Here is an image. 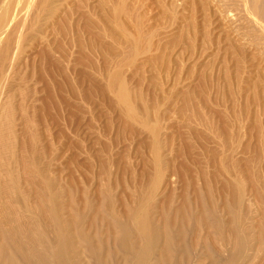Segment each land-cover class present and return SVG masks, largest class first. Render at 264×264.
Here are the masks:
<instances>
[{
	"label": "bare ground",
	"instance_id": "6f19581e",
	"mask_svg": "<svg viewBox=\"0 0 264 264\" xmlns=\"http://www.w3.org/2000/svg\"><path fill=\"white\" fill-rule=\"evenodd\" d=\"M89 1L0 0V264H257L264 253V208L260 206L264 203V176L259 167L254 170L259 163L252 168V162L247 157L251 147L244 142L255 138L264 147V124L260 120L261 125L255 115L257 120L254 119V122L258 121L255 122L256 137L246 131L248 128L244 130L245 123L241 121L244 116L240 119L238 113L243 107L239 106L240 98L236 99L239 88L232 99L240 103L234 100L232 109L228 107L229 114H218L217 122L213 119L214 113L212 117L208 116V112L207 115L201 113V105L199 110H190L191 114L186 116L190 134L186 132L192 145L189 143L186 148L183 146L185 149L175 151L174 141L168 135L163 136L166 130L163 129V134L159 125L160 117H163H159L158 105L154 103L155 108L151 107L153 110L150 111L146 100L143 101L141 87L133 90L130 81L128 84L126 78H122L121 65L124 66L128 60L122 62L125 59L120 50H125L124 44L130 45L129 41L141 45L144 40L140 39L142 33L128 39V42H121L120 34L116 35L121 31L117 33L119 29H116L113 20L119 17V10L123 7L121 3L124 2L101 0L98 6H91ZM234 1H237L245 23L253 28L257 37H254L255 42L264 41V0ZM99 11L104 15L98 14ZM51 21L53 27L51 23L48 25ZM47 25L48 29L51 27L50 31L47 33L45 29L46 33H40L37 48L32 45L34 49H31H38L34 58L40 62L43 87L38 96L44 94L43 99L32 101L31 107L24 100L28 94L24 98L20 93L12 92L14 88L12 91L9 89L14 79L11 74L16 71L14 68L23 53L22 44L29 38L34 39ZM113 26H116V32L111 38ZM118 26L121 28V25ZM109 27L112 28L110 38L116 42L112 43L124 47L114 46L113 49L110 45V48L104 46L103 39L106 32L109 34ZM107 34L106 37H109ZM75 47L79 50L76 51L78 59L73 52ZM137 49H134L135 52ZM93 55L103 59L105 66L101 67L99 59H94ZM74 58L77 59L76 64ZM238 61L239 66H243V62ZM77 62L86 70L78 79L74 77ZM18 65L19 68L22 64ZM88 69L102 78L101 81H107L104 88L90 83L91 87L84 89L89 80ZM261 70L264 71L263 68ZM260 84L254 86L264 91V85ZM237 85L240 87L241 83ZM15 86L20 87L19 84ZM235 89H232V95ZM16 96L20 100L22 98L21 103L16 102ZM94 99L101 102L109 113L118 114L119 121L125 123L122 126L132 138L139 134L136 125L141 127L142 131L138 129L141 133L147 135L139 145L144 156L141 169L138 171L133 164L122 165L124 178H117L120 181L116 184L112 177L115 173L113 169L120 164L114 159L113 139H109L113 122L102 126L101 131H94L98 137L93 139V145L88 146L87 138L83 137L85 126L89 130L95 129V123L104 117L101 113L98 118L87 110L89 107L84 108ZM138 99L143 101L140 103L142 110L136 103ZM90 117L91 120L88 119ZM52 127L58 135L52 132ZM119 137L120 134L118 140ZM50 138L54 142L52 145L48 142ZM185 141L182 142L185 144ZM170 146L173 158L165 154ZM60 150H64L61 152L62 159L63 156L68 157L72 162L68 165L89 172L86 174L88 177H94L100 171V177L104 178L100 188L93 183L97 189L93 190L99 191L97 199L92 195V199L89 197L90 188L89 192L87 189L85 192L81 186L83 190L80 192L81 187L76 184L75 174L72 175L74 172L67 168L68 165L67 176L58 170L52 157ZM237 155L243 159H238ZM80 160H84L85 164ZM81 172H77L78 179L83 181L87 176L80 178ZM128 175L131 177L127 178ZM86 181L91 187L89 178ZM78 183L81 184L80 181ZM119 188L123 190L121 196L117 194ZM92 193L95 194L94 191ZM93 199L97 202L93 203ZM251 213H258L256 223H253ZM219 252L222 255H218ZM261 259L264 261V258Z\"/></svg>",
	"mask_w": 264,
	"mask_h": 264
},
{
	"label": "rangeland",
	"instance_id": "374dc122",
	"mask_svg": "<svg viewBox=\"0 0 264 264\" xmlns=\"http://www.w3.org/2000/svg\"><path fill=\"white\" fill-rule=\"evenodd\" d=\"M99 1H101V0H90L89 2H90V4H92L91 6H95V5L98 6ZM121 2H124V3H121V4H123V7L121 8L122 10H119L120 11V13H119L120 18L118 17L119 19L117 18L116 21L113 20L117 27L116 26L112 27L113 28V30H111L112 36L110 33L111 27H109V30L107 29L109 31L108 32L109 34H107V32H106V34H107V36L109 35V37H106V34H105V36H104L105 38L103 39V41H104L103 44H105L104 45L105 47L107 45L108 46L110 45L111 48H113V49H115L116 46H118L117 48H119L121 46L122 47L125 46L126 49L125 48L124 49L126 51L123 50V48L120 50V53L121 52H123V54L127 53L124 55L122 54V57L124 56V59H125L124 61L122 60V62L124 63L128 60L124 64V66L121 65V72L124 75V76L122 75V78L125 77L127 80L126 82L128 84L130 81L129 85L133 86V87L130 86L131 88H133V90L135 87H136L135 89H138L139 86L141 87V89H140V87H139V89L141 92L143 91L141 93L142 96H144L143 101H145V100L148 101V102L145 101V103L147 104V106H149L148 108L150 109V111L153 110V109H151V107L155 108L154 103H155V106L158 105L157 106L159 109V110L157 109L158 114L159 113L161 114V115L159 114V117L162 116L164 119L163 120L160 117L161 121L159 120L160 121L159 125L162 128V132L164 130H166V132L164 131L166 133V135H163V136L165 137L168 135L167 137H169L170 139H172V141H174V147L173 148L175 149V151L182 150L181 148H184L185 145L187 147V145H189V143L192 145V143H191L192 141H189L191 139L189 137V134H190L189 128H187L189 126L187 123L188 117H186V116H189L188 114H191L190 110H193V108L196 110H199L198 108L200 105H201L200 110H202V112L201 111L200 112L204 113V114H206V112H208V116L211 115L212 113H214L213 119L217 122L219 120L218 117L220 116L218 114H221L224 112L229 114L228 111H230L229 109H232L231 107H233L234 100H236V99L239 100V98H240L239 101L241 103L238 102V100H236L237 101L236 103H238V104L240 103L239 106L243 107V109H241V111L238 113L240 115V119L244 116L242 118L243 120H241L242 123L243 122L245 123L244 124V130L246 128H248V129H246V131L248 130L249 132L253 133L254 136L257 135L258 131L254 132V131H256L255 127L257 126V123H255V122L259 121V123H260V120H261V123L264 124V109H262L260 107L264 103V91L261 90L262 88L260 87V86L264 85V82H263L264 81V78H263L264 77L263 76L264 71L261 70L262 68L264 69V48H263L264 45H262V44H264V41L261 40V42H258V40H257L258 43L255 42V40H256L255 38H257V37H255V32L253 33V28H249L251 26L247 25L248 22L245 23L246 22L244 20L245 17L243 18V16H241V15H243V13H241L240 8L237 7V1H234V0H124L123 1V0H121ZM226 4H228V5H226ZM229 5L231 7H229ZM110 8L111 7H109V9ZM101 13H102V15H104L103 12H101ZM101 13L99 11L98 14L101 15ZM113 21H112V24L114 25ZM118 22H121V24L120 23L118 24ZM50 23H51V25H50ZM109 24H111V23H109ZM112 24L110 26H112ZM48 25L52 26L53 25L52 21L49 22ZM48 25H47V27L43 26V28H44L43 31L39 32L38 35L36 34L37 36L35 35L34 39L29 38L28 41L25 42L28 44V42L30 40L28 45L25 43L22 44L21 49L23 50V53L21 55V58H22L23 62L21 61V58H20L19 63H17L19 65L22 64L21 66L18 65L19 68L20 67L21 68L19 69L17 67V64H16V66H15L16 68H14V70H16V71L18 70L17 72H19V73H16V71H15L11 74V76H13L15 80L12 78L13 82L11 81L9 89H11V91H12L14 88V90L12 92H15L17 94L20 93L21 97H24V98L27 97L26 94H28V98H26V99L23 98V99L26 101L25 103H27L29 106L31 105V107L33 106L32 101L37 102L38 100L44 98V97L41 98L42 96H44V94H42V95L40 94L41 92L39 93V95H41V96H38V92L40 91V88L43 90V87H41L42 83L40 82V73H41L39 70L40 69V62H39L38 58L36 60L34 58V57H36L35 53L38 51V49L35 51L31 50V49H34V47L37 48L36 44L38 43L39 37L41 35L40 33H43V32L48 33V31H50L51 27H50V29H48L49 28ZM118 25H121V28ZM122 25H124V26H122ZM115 27H116V29L117 28L119 29V30L117 29L118 30L117 33L119 31H121L123 33L122 36H120L121 32H119L118 34L115 33L117 35V37L119 34H120L119 35L120 38L124 37L123 39L122 38L120 39V41L122 40L121 42L124 41V43H125L128 39L131 40L136 35L138 36L141 33H142V35L141 36L139 35L140 39H144V40L141 41V45H139L140 43H137L135 41H129L130 45L127 43V44H124V46L121 44L119 45V43H117L118 45L113 44L112 42H114V40L112 39L113 40L112 41L111 38L115 36L113 34L114 32H116V31H114ZM45 29H47V31ZM250 30H251V32H250ZM125 33L127 35H125ZM131 33L134 34V36ZM250 33H251V35H249ZM110 36H111V38H110ZM247 37H249V38H247ZM125 38H126V40H125ZM250 38H253V40L255 39L254 42ZM105 40H108V41H105ZM250 40H251V42H250ZM33 42L35 43V45ZM114 43H116V42H114ZM250 43H252V44H250ZM260 44L262 47L260 46ZM253 45H256V46H253ZM110 46L107 48H110ZM114 46H115V48H114ZM25 47H27L28 51L26 50ZM129 47H131V48H129ZM137 47H138V49H137ZM128 48H129V50H128ZM133 48L137 49V51L135 52V50ZM142 48H144V49H142ZM131 49L133 50L134 54H132L133 52L131 51ZM146 49H147V51H144ZM239 49L241 51H239ZM77 50L78 49L75 47L73 52H76ZM138 50H139L140 55L138 53ZM128 51H130L131 53ZM140 51L141 52L143 51L142 53H144V54L142 55ZM77 52H79V50ZM77 52L75 53V55H76V58L78 59L79 53H77ZM24 55H26V56H24ZM131 55L133 57H131ZM24 58L27 61H25ZM30 58H31V60H30ZM76 58H74L75 64L77 61ZM93 58L94 59L96 58L97 60L99 59L98 62L100 63L101 67L104 65V62H103L104 60L101 59L100 57L93 55ZM97 60H95V61L97 62ZM238 60H241V62H243L241 64L243 66H239L240 61H238ZM20 61H21V63H20ZM35 61H36V63H35ZM26 64H27V66H26ZM239 67H241V68H239ZM74 68H76V70L74 69L76 72V73L74 72L75 73L74 77L76 79L81 78L80 77L81 74H85L86 70H83V67L81 65H79L78 62H77V65L74 66ZM242 68H243V70H242ZM225 70L228 72H226ZM241 70L243 72H241ZM87 72H90L89 74H91V75L88 74V79H89L88 84L84 87V89L88 90L91 87V85L89 86L90 83L91 84L96 83L99 87H101V89L105 87V85L107 84L106 80L101 81L102 78L101 79L98 78L94 74V72L91 71V69H88ZM245 73H248V75ZM260 73H262V74L260 75ZM15 76L16 77L18 76V78L16 79ZM237 76H239V79L238 78L236 79ZM241 77H242V79H241ZM228 78H229V80H231L230 81L231 86L232 85L236 86L237 84H239V82L241 83V86L239 87L237 85L238 88H237V86L234 88H232L233 87L232 86L230 88L229 80H227ZM243 78H244V80H243ZM259 79L262 80V82L260 80L261 84L259 83L260 86H258L261 89L260 88L256 89V86L259 85L258 84ZM20 80H21V82H20ZM238 80H240V81L237 82ZM242 80H243V83L241 82ZM16 81H17V83H16ZM20 83H22V84H20ZM18 84L20 87L15 86V85L18 86ZM254 85H256V86H254ZM241 87H242V89H241ZM262 87L264 89V86H262ZM22 88L26 89L25 92H23L24 89L22 91ZM239 88H240L239 91L241 94L238 92ZM253 88H255L254 89L255 95H254ZM18 89H19V92H18ZM226 89H228V90H226ZM232 89H235V91L233 90L234 95H232L233 94ZM259 89H260V91H259ZM243 90L245 92H243ZM246 90H248V91H246ZM237 92H238L239 96L236 97V99H232V98H234V96H236ZM23 93L26 96H23L24 95ZM143 93H144V95H143ZM244 95L245 96L248 95V96L245 97ZM31 96H33V97L35 96V97L31 99L30 98ZM108 97H110V96L108 95ZM255 97L256 98L258 97L259 99L260 98L261 99L257 100ZM18 98L19 97L15 98V99H16V102L19 104V103H21L22 98H21V100ZM245 98L248 99V101L245 100ZM28 99H31V100H28ZM18 100H20V101L18 102ZM143 101L141 102V99H140V101L138 99L136 101V103L140 104V103H143ZM152 101H153V103H152ZM246 101L249 104H247ZM260 101L263 102V103L261 102V105H260ZM100 103L101 102L96 101L94 99V101H92L90 103H86L87 105H84V106H86L84 108L89 107L87 110L91 111V113L93 115H95L99 118V116L102 113L104 115V117H103V119H98L100 121L95 123L96 127H97V128H95L96 130L92 128V129H90L91 130L90 131L89 128H87V126H85L86 128L84 127L85 129L83 128L82 132H84V134L86 132L87 135L85 134V135H83V137L85 139L87 138L86 144L89 146V144H92L94 142L93 139L96 140L98 137L97 134L95 135L94 131H96V132L101 131L102 126H105V124H107L110 121L113 122L114 128L111 132L112 134H110V135L108 134L110 136V137L109 136L108 137H109V139H113L111 141H112V144L114 143L113 145L115 146L114 147L112 145V150L113 149L115 150L114 151V159L120 164V167H117V169L116 168L113 169V172H115V173H113L112 177H113L114 182L116 184V182L118 183L120 181L119 179L122 180L124 178V174H123L124 172L122 170V165L124 167L127 164H133V166L137 167V168H135V167L134 168L137 169L138 171L141 169L142 163L144 160L143 159L144 156L140 152V148H139L140 146L139 145L143 140H145L147 138L146 137L147 135H146V133H144L145 135L143 133H141L138 130L141 127L139 125H136V127L137 126L139 127V128L137 127V129H136L139 132V134L136 137L132 138L130 136L129 132L126 131L123 127L125 123L124 122L121 123L119 121L118 114L115 112L109 113L107 111L106 107L102 106ZM148 103L150 105H148ZM189 103L191 106L189 105ZM244 103H246V104H244ZM202 104L205 105L204 108H203ZM245 105L247 107H245ZM256 105H258V106H256ZM138 106L140 107L142 105L140 104ZM186 106H187L188 110L185 109ZM189 107H191V108H189ZM228 107H229V109H228ZM244 107H245V109L247 108L246 111H244L245 110ZM140 109H141V107H140ZM188 111H189V113H188ZM203 111H205V112H203ZM182 115L183 116L185 115V116L183 117ZM212 115H211V117H212ZM245 115H246V117H245ZM255 115H256V118L259 117L258 121H256L257 119L255 118ZM87 117H89V115H87ZM88 119L91 120V117ZM254 119H256L255 122H254ZM162 123L167 128L165 126H163ZM253 123H255V124H253ZM262 127L264 128V126H262ZM259 128L257 130H259ZM86 129L89 130L90 132L84 131ZM51 130L55 135H58V131L54 130L53 127L51 128ZM140 130L142 131V129H140ZM186 131L187 132L189 131L188 132L189 134ZM164 132H163V134H164ZM90 133L92 134V136ZM118 133L120 134L119 140H118V135H119ZM263 133H264V131H263ZM187 134H188V136H187ZM185 135L187 136V138H185L186 137ZM95 136H96V138H95ZM181 136H183L184 139H188V140L185 141L184 139H182ZM108 137L106 136V138H108ZM50 139L51 140L48 141L49 145L54 144V142L52 143L53 139L52 138H50ZM182 141H185V144ZM246 141L244 143H248L251 147V152H250L251 156L249 155L247 157L250 158V160L252 162V166H253L252 168H254V166L257 163H259L256 165L254 170L256 171L257 167H259L258 168L259 170H261V169L263 170V176H264V147H261L259 145V143L255 140V138L253 140L252 139H248V140L246 139ZM186 142L188 144H186ZM260 148H261V150H260ZM262 149H263V151H262ZM170 150H171V146L167 147L165 154H167L168 158H173V156L170 155L171 154ZM62 151H64V150L54 152L53 157H52L54 159L52 162L54 164L55 163L57 164L55 166L58 168V170L61 173L64 172V175H66V174L68 175L66 170H67V168H70L71 172H74L72 175L75 174V176H76V177L75 176L73 177V178H75V181L77 182L76 184L79 185L78 186L79 188L82 186L84 189L83 190L81 187V189H79V190H81L80 192H82V190L85 192H87V191L89 192V190L92 189L91 191L92 192L94 191V193L97 195H95V194L93 195V193L90 192L89 197L91 198V195H92L94 199L95 198L97 199L99 191H95L93 189H96V185H98L97 187L100 188L99 184H101V181L104 179L103 177H100V171L97 170L98 172L96 171L97 173H95L96 175H94V177L91 175L88 177V175H86V174H88L89 172H86L83 170H78V169L72 168L73 166L68 165L69 163L71 164L72 162L69 160L68 157H65V158H68V159H65L63 156V159H62V154H61ZM195 151H197V149H195ZM196 153H198V151ZM74 154L76 155V152H74ZM237 156L239 157L238 159H240V158L243 159V157H241L239 155H237ZM68 161H70V162H68ZM80 161H81V163L85 164L84 160H80ZM59 162L62 163V167L66 165L64 167L65 168L64 170H62L63 168L60 166L61 164ZM76 163L77 162H75V165H77ZM67 165H68V167H67ZM80 171L85 173V175L83 174L84 175L83 176L82 172H81L80 178L81 177L84 178L87 176V178H85L83 181L78 179L79 173H77V172H80ZM114 174H117V175H114ZM97 176H98L99 181L97 180ZM130 177H131L130 175L127 176V178H130ZM76 178H77V180H79L81 182V184L78 183L79 181H77ZM88 178H89V182L91 181L90 182L92 184L91 187L87 186V185H89V184H87L88 182L86 181ZM117 178H119V179H117ZM113 179H111L112 182H113ZM263 179H264V177H263ZM84 182H85V185L83 186ZM93 183H95L96 185L93 186ZM262 185L263 184L261 183V188H263ZM85 186H87V187H85ZM85 189H87V191ZM122 193H123L122 188L121 189L119 188L117 190V194L119 196H121ZM81 195L82 194H80V196ZM250 198H252V196ZM94 199L92 200V202L96 203L97 201ZM247 204H248V202H247ZM260 206L262 208H264V203L263 204L261 203ZM254 208H253V210L252 209H249V210L254 211ZM249 210H247V211H249ZM248 215H250V213ZM251 218H253V220H254L253 223H256L258 218H259L258 213H253V214L251 213ZM249 254H253V252L249 251ZM218 255H222V253L219 252ZM261 258H264V253L261 254L260 257L258 258L257 264L264 262L263 259H261Z\"/></svg>",
	"mask_w": 264,
	"mask_h": 264
}]
</instances>
